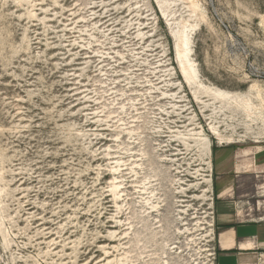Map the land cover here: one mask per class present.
I'll list each match as a JSON object with an SVG mask.
<instances>
[{
  "label": "rangeland",
  "instance_id": "obj_1",
  "mask_svg": "<svg viewBox=\"0 0 264 264\" xmlns=\"http://www.w3.org/2000/svg\"><path fill=\"white\" fill-rule=\"evenodd\" d=\"M230 201L264 220V0H0V264H215Z\"/></svg>",
  "mask_w": 264,
  "mask_h": 264
},
{
  "label": "crops",
  "instance_id": "obj_2",
  "mask_svg": "<svg viewBox=\"0 0 264 264\" xmlns=\"http://www.w3.org/2000/svg\"><path fill=\"white\" fill-rule=\"evenodd\" d=\"M244 219L241 203L216 205L215 264H264V220Z\"/></svg>",
  "mask_w": 264,
  "mask_h": 264
},
{
  "label": "bare ground",
  "instance_id": "obj_3",
  "mask_svg": "<svg viewBox=\"0 0 264 264\" xmlns=\"http://www.w3.org/2000/svg\"><path fill=\"white\" fill-rule=\"evenodd\" d=\"M181 70H182V67H181ZM180 75H182V73L180 72ZM182 77V76H181ZM182 79H183V77H182ZM183 82H184V79H183Z\"/></svg>",
  "mask_w": 264,
  "mask_h": 264
}]
</instances>
